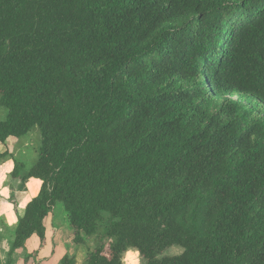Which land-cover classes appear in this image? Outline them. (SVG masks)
Returning a JSON list of instances; mask_svg holds the SVG:
<instances>
[{"label": "trees", "instance_id": "obj_1", "mask_svg": "<svg viewBox=\"0 0 264 264\" xmlns=\"http://www.w3.org/2000/svg\"><path fill=\"white\" fill-rule=\"evenodd\" d=\"M238 94L264 106V0H0V144L42 135L12 249L62 204L77 246L110 217L84 264H264V109Z\"/></svg>", "mask_w": 264, "mask_h": 264}, {"label": "rangeland", "instance_id": "obj_2", "mask_svg": "<svg viewBox=\"0 0 264 264\" xmlns=\"http://www.w3.org/2000/svg\"><path fill=\"white\" fill-rule=\"evenodd\" d=\"M225 99L234 100L255 110H259L260 108L264 109L263 104L258 99L252 96L238 94L222 97L221 100ZM209 110L212 113L216 112L214 104L209 105ZM7 113L8 111L5 108L0 107V120H4L7 116ZM41 145L42 135L38 127H35L29 134L20 139H9L7 145L0 144V154L6 151L10 153V157L3 160V162H0V203L4 200L10 202L13 201V198L17 196L20 192L19 188L22 184H24L20 180L14 179L11 176L14 170L15 163L23 164L27 171L30 170L38 161ZM38 182L42 184L41 181ZM28 191L29 193H27L25 198L31 199L30 197H33V195L39 191V188L36 190L34 187L31 186L28 188ZM18 215L22 214L19 213ZM20 217L21 216H18V220ZM109 222V215H105L100 224L99 236L97 235L88 238L85 245H76L77 248L72 245L73 247L70 248V251H72L73 256L75 255V258H78L79 260H76V264L85 263L88 250H93L99 245V238H101V236L104 234L105 228L109 224ZM16 226L17 225L6 226L5 224H2L3 228H0V264H24L26 256L29 257L26 261V264H34L36 259L35 256H28L23 250L14 251L11 247V241L14 238ZM60 235H62L64 239L69 240V229L67 227H62L60 230ZM181 253L182 250L180 248L175 247L168 250L166 253H164V255L174 256L179 255ZM124 264H146V261L141 257L138 251L134 249H129L125 254Z\"/></svg>", "mask_w": 264, "mask_h": 264}, {"label": "crops", "instance_id": "obj_3", "mask_svg": "<svg viewBox=\"0 0 264 264\" xmlns=\"http://www.w3.org/2000/svg\"><path fill=\"white\" fill-rule=\"evenodd\" d=\"M35 180L36 179H31L22 184L19 188V194L13 198V201L4 200L0 203V228H3L2 224L6 226L17 225L18 216L23 215L26 205L35 198L41 190L42 184L38 182L39 180ZM31 186L36 190L39 188V191L35 193L36 195L34 194L33 197H30L31 199H26L25 196L29 193L28 188ZM19 213L22 215H18ZM45 227V239L40 240L38 237L34 236L27 241L25 247L21 249V251L23 250L28 256H35L36 259L34 264H60L66 255L73 256L70 248L73 246L77 248L75 236L69 226L68 216L62 204H57L55 206L52 213L45 220ZM62 227H67L69 229V240L64 239V237L60 235ZM28 258L29 257L26 256L24 264L27 263L26 261ZM76 260L79 261L78 258H76Z\"/></svg>", "mask_w": 264, "mask_h": 264}]
</instances>
